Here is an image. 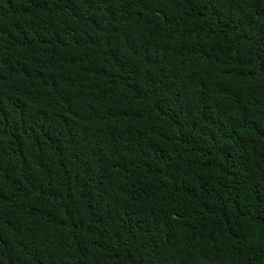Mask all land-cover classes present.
Returning a JSON list of instances; mask_svg holds the SVG:
<instances>
[{
	"label": "trees",
	"instance_id": "trees-1",
	"mask_svg": "<svg viewBox=\"0 0 264 264\" xmlns=\"http://www.w3.org/2000/svg\"><path fill=\"white\" fill-rule=\"evenodd\" d=\"M0 264H264V0H0Z\"/></svg>",
	"mask_w": 264,
	"mask_h": 264
}]
</instances>
